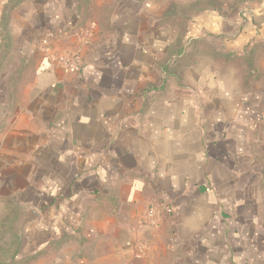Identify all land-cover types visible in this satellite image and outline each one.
Here are the masks:
<instances>
[{
    "label": "crops",
    "instance_id": "obj_1",
    "mask_svg": "<svg viewBox=\"0 0 264 264\" xmlns=\"http://www.w3.org/2000/svg\"><path fill=\"white\" fill-rule=\"evenodd\" d=\"M260 2L226 16L221 0H0V82L17 80L0 99V175L27 211L22 256L264 264V192L249 150L263 114L214 59L264 43ZM194 3L207 4L181 9ZM86 22L95 33L78 72L41 55L46 33L66 32L52 48L70 51ZM151 204L170 210L138 228ZM136 233L150 243L143 256L125 244Z\"/></svg>",
    "mask_w": 264,
    "mask_h": 264
},
{
    "label": "rangeland",
    "instance_id": "obj_2",
    "mask_svg": "<svg viewBox=\"0 0 264 264\" xmlns=\"http://www.w3.org/2000/svg\"><path fill=\"white\" fill-rule=\"evenodd\" d=\"M221 1L222 10H220L226 16L231 14L233 15L234 13L241 16V14L246 10H249L250 8L255 9L261 3V0ZM123 4L128 3L124 2ZM196 4L197 3H194L181 9L193 11L197 7ZM217 4L218 1H216V5ZM101 11L102 10L99 9V13ZM253 56L258 60L256 63L257 72L252 74L248 84H245L244 90L253 92V101L255 103L258 102V104L260 103L261 109L264 110V43H260L255 47ZM214 59L216 58L214 57ZM227 65L234 69L239 89L242 90L239 83V76L237 74L238 66H235L234 63H229ZM13 77L14 76L12 75L6 82H0V99L3 98L2 96H4L3 94L6 91L8 92L7 94L10 95V90H14L17 86V80L13 79ZM249 150L253 156L256 171L258 169L261 174L262 170L264 172V121L262 127L257 132L252 134V138L249 143ZM260 185L262 186L264 192V176L261 178ZM11 190L12 188L10 187V182L8 181L7 184L4 177L0 175V264H39L36 253L25 256H22L20 253V251L22 252L21 242L26 239V236L31 231L24 225V217H26L27 211L24 203L21 201V195H19L17 191ZM262 216L264 218V210L262 211ZM32 233L35 235V230ZM30 245L33 246L34 244L30 243ZM30 245H26L23 249L32 251Z\"/></svg>",
    "mask_w": 264,
    "mask_h": 264
},
{
    "label": "built area",
    "instance_id": "obj_3",
    "mask_svg": "<svg viewBox=\"0 0 264 264\" xmlns=\"http://www.w3.org/2000/svg\"><path fill=\"white\" fill-rule=\"evenodd\" d=\"M94 33V23L86 22L82 25H78L74 31V34L77 37V42L73 49L61 53L55 52L52 48V44L56 36L62 37L66 32L60 31L56 34L46 33L39 43V51L51 64L57 65L67 72H78L83 64L82 53L93 41ZM169 210L170 208L167 205H163L162 207L154 204L149 205L137 221L138 228L157 227L161 222L162 212ZM125 244L136 256L145 255L150 248V243L137 233L129 238Z\"/></svg>",
    "mask_w": 264,
    "mask_h": 264
},
{
    "label": "trees",
    "instance_id": "obj_4",
    "mask_svg": "<svg viewBox=\"0 0 264 264\" xmlns=\"http://www.w3.org/2000/svg\"><path fill=\"white\" fill-rule=\"evenodd\" d=\"M207 3L205 4H200L197 3V7L195 9H200L204 7ZM260 43L263 42H255L248 51L240 54V55H232V54H224L220 52H216L214 57L216 58L217 61H220L223 64H229V63H234L235 66L237 67V74L239 76V83L240 87L242 88L243 93H250L247 90H244L245 84H248L250 78L252 77V74L257 72V58L253 56L255 47L259 45ZM257 111L263 114V116L260 117L259 120H262V124L264 121V110L261 109L260 103L257 105ZM262 127V125H259ZM264 176L263 170L261 171V178ZM261 180V179H260Z\"/></svg>",
    "mask_w": 264,
    "mask_h": 264
},
{
    "label": "water",
    "instance_id": "obj_5",
    "mask_svg": "<svg viewBox=\"0 0 264 264\" xmlns=\"http://www.w3.org/2000/svg\"><path fill=\"white\" fill-rule=\"evenodd\" d=\"M261 12V11H260Z\"/></svg>",
    "mask_w": 264,
    "mask_h": 264
}]
</instances>
